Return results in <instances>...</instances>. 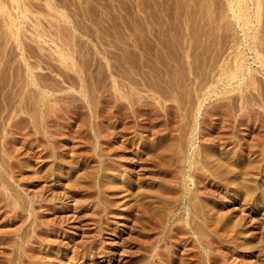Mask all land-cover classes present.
I'll return each mask as SVG.
<instances>
[{
	"label": "rangeland",
	"instance_id": "rangeland-1",
	"mask_svg": "<svg viewBox=\"0 0 264 264\" xmlns=\"http://www.w3.org/2000/svg\"><path fill=\"white\" fill-rule=\"evenodd\" d=\"M0 264H264V0H0Z\"/></svg>",
	"mask_w": 264,
	"mask_h": 264
},
{
	"label": "bare ground",
	"instance_id": "bare-ground-1",
	"mask_svg": "<svg viewBox=\"0 0 264 264\" xmlns=\"http://www.w3.org/2000/svg\"><path fill=\"white\" fill-rule=\"evenodd\" d=\"M231 3H232V1H231ZM239 12L237 11V14H238ZM236 14V15H237ZM246 14V13H245ZM242 66V65H241ZM244 66H245V64H244ZM238 67V66H237ZM240 68V67H239ZM237 71V70H236ZM246 72V71H245ZM236 73V72H235ZM239 73V72H238ZM232 74V73H231ZM237 74V73H236ZM242 74V73H241ZM242 77V76H241ZM240 77V78H241ZM244 77V76H243ZM232 79H234V78H232ZM34 80V79H33ZM35 81V80H34ZM37 84V83H36ZM40 85V84H39ZM27 98H29V97H27ZM27 98H25L26 100H27ZM41 99V98H40ZM40 99H37V100H40ZM30 100V99H29ZM41 103V102H40ZM246 120V119H245ZM259 138V137H258ZM253 144V143H252ZM254 145V144H253ZM252 147V146H251ZM252 149V148H251ZM33 152V151H32ZM207 152H209V151H207ZM254 152V151H253ZM206 153V152H205ZM210 153V152H209ZM204 154V153H203ZM203 156V155H202ZM205 157V156H204ZM203 158V157H202ZM190 159V158H189ZM205 159V158H204ZM203 159V160H204ZM204 162H206V161H204ZM203 162V163H204ZM206 163H208V162H206ZM206 163H205V165H206ZM204 166V165H203ZM245 167V166H244ZM257 167V166H256ZM241 168V167H240ZM203 169H201V171H202ZM242 170V169H241ZM203 172V171H202ZM204 172H205V170H204ZM228 172V171H227ZM246 172V171H245ZM243 173V172H242ZM189 190V189H188ZM206 214V213H205ZM191 215V214H190ZM207 216V215H206ZM203 218H205V217H203ZM206 219V218H205ZM206 222V221H205ZM194 229V228H193ZM162 247V246H161ZM83 250V249H82ZM97 251V250H96ZM83 252V251H82ZM157 254H160V253H157ZM167 254V253H166ZM165 255V254H164ZM156 256V255H155ZM167 256V255H166ZM72 257V256H71ZM74 259V258H73ZM156 259V258H155ZM64 260V259H63ZM80 260V259H79ZM69 261V260H68Z\"/></svg>",
	"mask_w": 264,
	"mask_h": 264
}]
</instances>
